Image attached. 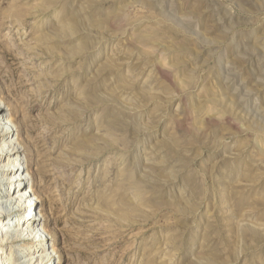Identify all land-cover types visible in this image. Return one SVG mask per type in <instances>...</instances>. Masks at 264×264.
Masks as SVG:
<instances>
[{"label": "rangeland", "instance_id": "374dc122", "mask_svg": "<svg viewBox=\"0 0 264 264\" xmlns=\"http://www.w3.org/2000/svg\"><path fill=\"white\" fill-rule=\"evenodd\" d=\"M1 99L0 263L264 264V0H0Z\"/></svg>", "mask_w": 264, "mask_h": 264}, {"label": "bare ground", "instance_id": "6f19581e", "mask_svg": "<svg viewBox=\"0 0 264 264\" xmlns=\"http://www.w3.org/2000/svg\"><path fill=\"white\" fill-rule=\"evenodd\" d=\"M0 103L5 104L3 99L0 100ZM11 123H12V120L8 119V117H6L3 114V109L0 107V147H4L3 149L0 148V158L5 157L6 160L8 161H10L11 159V162L3 166L5 167L4 169H0V175H3L2 173L5 171H8V172L12 171L11 174H9V176L4 175L0 179L1 187L9 186L7 188L8 190L6 194H4L3 197L2 196L0 197V213L2 212L1 215L4 217L5 216L9 217L7 220L0 221V230H2L1 232H5V238H4L5 240H11L13 238L11 231L18 230V229H20L21 231H24V235L33 237L32 242L38 243L39 249L43 250L42 252L45 253V255H48V249L50 247L48 245L49 244L48 236L50 235V233L45 228L46 223H41V220L36 219L38 215L37 213V210H38L37 193L33 190L31 191V194L28 193L30 195H27L22 189L24 187V184L26 183V179H28L30 175H28L27 172H25L24 167L22 166L23 160L20 157V154L22 153L20 149L21 143H15V144L12 143L11 145L9 144L10 147L6 149L7 146L5 143H7L9 139L11 141L14 140V134H13L14 132L8 128L9 124ZM10 156H12V158ZM17 196H19V199L21 201H24L26 208L32 209V210L25 212L27 214L25 217H23L24 221L17 219V216H15L17 211L15 210V207H13L12 203L10 202V200L13 197H17ZM26 202H29V204L26 205ZM19 237L20 236L17 235L16 239ZM6 255H4L1 258V260H4L5 262L0 263V264H20V263H15L14 261H12V257H13L12 252H10L7 256ZM36 255H39V254H36ZM46 257L42 258L41 261H38V262H40L41 264H48V263H43L45 262ZM51 261L52 259L48 260L49 263Z\"/></svg>", "mask_w": 264, "mask_h": 264}]
</instances>
